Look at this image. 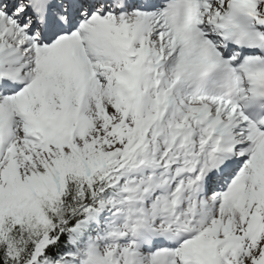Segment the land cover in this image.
Instances as JSON below:
<instances>
[{"label":"snow or ice","instance_id":"1","mask_svg":"<svg viewBox=\"0 0 264 264\" xmlns=\"http://www.w3.org/2000/svg\"><path fill=\"white\" fill-rule=\"evenodd\" d=\"M0 264H264V0H0Z\"/></svg>","mask_w":264,"mask_h":264}]
</instances>
